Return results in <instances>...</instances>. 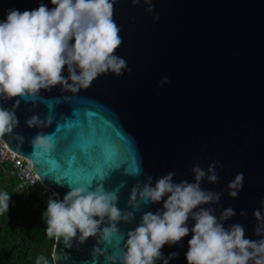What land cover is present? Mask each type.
<instances>
[{
  "label": "water",
  "instance_id": "water-1",
  "mask_svg": "<svg viewBox=\"0 0 264 264\" xmlns=\"http://www.w3.org/2000/svg\"><path fill=\"white\" fill-rule=\"evenodd\" d=\"M50 0H0V22L9 9L34 10ZM133 6L117 0L114 20L120 27L122 44L116 55L127 61L122 76H99L86 90L73 94L60 85L40 90L34 102L21 100L16 116L19 125L2 137L6 147L24 158L44 187L62 200L73 186L103 184L115 190L121 184L117 207L134 212L131 223H119L120 233L99 245L109 254L119 253L123 235L133 230L144 212L162 208L163 201L138 210L128 205L134 185L146 176L158 177L174 171V182L194 177L191 169L204 170L219 162L217 183L205 179L201 187L222 192L215 215L233 208L236 215L225 227L241 224L245 237L258 240L253 211L264 200V0H153ZM159 14L154 22L152 15ZM63 74L67 76L66 69ZM168 83L159 85L161 78ZM0 98V107L14 101ZM33 115L51 118L47 127L29 128ZM51 134L53 150L40 160L32 156L30 140L38 133ZM24 137V143L15 139ZM139 170V174H137ZM238 173L243 186L233 199L226 185ZM241 210L247 213L241 216ZM191 229L194 222L189 219ZM192 233L174 245L165 244L168 264H187L185 254ZM95 237L66 248L54 238L53 264H92ZM98 264H106L103 256ZM156 264H163L157 260Z\"/></svg>",
  "mask_w": 264,
  "mask_h": 264
},
{
  "label": "clouds",
  "instance_id": "clouds-1",
  "mask_svg": "<svg viewBox=\"0 0 264 264\" xmlns=\"http://www.w3.org/2000/svg\"><path fill=\"white\" fill-rule=\"evenodd\" d=\"M117 0H50L49 9L41 3L34 10L23 12L9 9L4 21L0 22V98L18 97L9 108L0 107V138L11 134L19 125L16 110L21 100L34 102L40 90L50 91L60 85L63 91L73 94L88 89L99 76L112 73L122 76L128 68L127 61L116 55L123 40L120 27L114 20V5ZM133 6L148 5L144 11L154 13L153 0H130ZM159 14L152 15L154 22ZM67 71V76L63 74ZM160 86L168 83L161 78ZM27 127H47L51 118L41 119L33 115L25 120ZM24 143V137L14 136ZM52 135L38 132L31 140L32 156L40 160L53 150ZM219 162L210 163L207 170L198 165L192 167L193 181L174 182V171L155 180L146 176L141 186L134 185L128 205L136 210L160 203L162 208L144 212L139 224L123 235V246L119 253L109 254L100 244L111 242L120 233L118 224L131 223L134 212L117 207L121 184L115 190H108L103 184L73 186L63 199L53 193L42 214L46 223L45 232L49 238L63 241L66 248L84 244L95 237L92 248V264H98L103 256L106 264H156L175 258L173 252L164 257L161 249L165 244L174 245L191 231L187 264H264V200L261 209L253 211L257 224L253 240L245 237L241 224L225 227L224 222L236 215L233 208L224 209L219 217L207 204H219L222 192H213L201 187L205 179L215 184L219 177ZM139 174V170L137 172ZM244 174L238 173L226 188L230 198L235 199L243 186ZM10 195L0 193V211L8 210ZM241 216L247 213L243 210ZM194 224L191 229L188 221ZM43 260V258H40ZM46 264V262H45Z\"/></svg>",
  "mask_w": 264,
  "mask_h": 264
},
{
  "label": "trees",
  "instance_id": "trees-1",
  "mask_svg": "<svg viewBox=\"0 0 264 264\" xmlns=\"http://www.w3.org/2000/svg\"><path fill=\"white\" fill-rule=\"evenodd\" d=\"M16 187L15 177L0 166V193L10 195L8 210L0 211V264H53L54 238L45 232V210L34 208L35 197Z\"/></svg>",
  "mask_w": 264,
  "mask_h": 264
},
{
  "label": "built area",
  "instance_id": "built-area-1",
  "mask_svg": "<svg viewBox=\"0 0 264 264\" xmlns=\"http://www.w3.org/2000/svg\"><path fill=\"white\" fill-rule=\"evenodd\" d=\"M0 166L9 170L10 174L15 177L18 193L25 191L34 196L36 199L35 206L41 205L46 210L47 201L53 192L39 183L28 161L11 152L2 138H0Z\"/></svg>",
  "mask_w": 264,
  "mask_h": 264
},
{
  "label": "bare ground",
  "instance_id": "bare-ground-1",
  "mask_svg": "<svg viewBox=\"0 0 264 264\" xmlns=\"http://www.w3.org/2000/svg\"><path fill=\"white\" fill-rule=\"evenodd\" d=\"M35 203H36V202H35ZM37 206H41V205H37ZM37 206H35V204H34V206H33V207H34V208H36ZM41 207H42V206H41Z\"/></svg>",
  "mask_w": 264,
  "mask_h": 264
}]
</instances>
